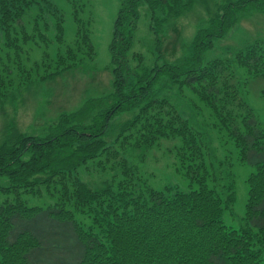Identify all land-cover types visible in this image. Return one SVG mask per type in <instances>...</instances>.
Returning <instances> with one entry per match:
<instances>
[{"label": "trees", "instance_id": "obj_1", "mask_svg": "<svg viewBox=\"0 0 264 264\" xmlns=\"http://www.w3.org/2000/svg\"><path fill=\"white\" fill-rule=\"evenodd\" d=\"M40 1L47 0H0V29L16 57L22 51L19 42L34 38L22 17ZM193 1L119 0L110 45L116 108L102 104L91 123L79 129L74 111L62 113L59 127L43 137L19 131L13 122L4 126L0 264H264V129L241 95L245 79L264 75V39L201 62L202 53L228 32L241 11L264 12V0H229L211 11L188 62L178 67L161 62L158 68L164 71L154 67L153 73L168 77L166 94L165 83V90L152 93L155 78L148 70L141 72L142 66L136 69L142 76L134 77L135 84L126 66L142 3L161 14H153L150 29L162 41L170 18L181 16ZM76 18L78 38H85L79 52L87 56L89 34ZM57 27L63 31L61 22ZM62 54L72 52L67 47L56 56ZM11 59L9 54L0 58V89L6 86ZM68 68L63 65L54 74ZM173 85L178 92L188 89L209 115L196 104L186 114L177 110ZM130 111L120 130L106 136L109 121ZM210 127L223 150L232 147L238 162L251 166L239 225L223 217L225 212L233 215L236 184L229 155L218 157ZM163 138L178 139L169 165L188 178L187 190L177 184L156 189L140 171L138 164ZM82 169L95 171L101 182L89 185Z\"/></svg>", "mask_w": 264, "mask_h": 264}, {"label": "rangeland", "instance_id": "obj_2", "mask_svg": "<svg viewBox=\"0 0 264 264\" xmlns=\"http://www.w3.org/2000/svg\"><path fill=\"white\" fill-rule=\"evenodd\" d=\"M218 1L219 3L216 0H194L185 13L177 18H170L167 22L169 24L164 26L165 36L162 41L157 40L150 29L153 14H161L150 5L142 3L137 8L139 18L128 49L130 58L126 66L130 77L135 80L134 77L142 76L136 71L138 66H142L141 72L148 70L151 78H155L154 82H151L152 93L165 90V83L166 94L168 77L164 72L161 75L158 71L153 73L154 67L164 71V68H158L161 67V62L172 64L170 67H178L189 61V55L193 53L192 46L202 39L199 30L208 26L211 11L229 0ZM118 9L119 0H47L32 4L22 20L25 30L34 34V38L27 43L19 42L22 47L19 57L15 56V48L6 47L3 30L0 29V58L6 60L7 54L12 57L9 67L11 72L8 76L4 75V78H7L6 86L0 89V141L4 136L3 128L9 122H13L19 131L43 137L59 127L62 113L74 111V124H77L76 128L79 129L91 123L92 118L99 114L102 104L108 103L109 107H117L118 98L112 84L115 65L111 60L110 45ZM76 14L83 21L81 25L84 31L89 34L90 41L84 48L89 51L87 56H82L79 52L85 38L84 35L82 39L78 38ZM237 19L223 37L217 38L213 46L202 53V63L224 57L232 48L244 42L264 39V12L254 8L246 9L237 15ZM57 22L63 24L62 32L59 31ZM67 47L72 52L71 56H56L59 50ZM63 65H70L68 71L54 74ZM51 74L54 76L51 77ZM245 80H248L246 91L243 90L241 95L255 109L264 129V75ZM128 82L129 77L124 80L123 90ZM173 88L176 90L174 85ZM176 91L171 97L177 110L186 114L190 112L187 107L196 104L202 108L200 111L204 115H209L207 108L200 104L188 89ZM2 93L5 95L2 96ZM132 112L120 113L110 120L105 135L112 138L120 130L122 122L131 117ZM207 130L214 134L218 157L222 158L224 154H228L232 162L236 199L233 215L225 212L223 217L233 218L236 222L231 224L239 225L237 223L242 222L244 217L245 178L251 171V166L239 163L237 152L232 147L226 150L221 148L214 128ZM177 141L176 138L161 139L158 146L148 151L145 162L138 164L140 171L156 189L172 184H177L183 190L188 188V178L173 165H169L175 161ZM82 177L91 186L98 184L102 179L95 171H86ZM40 201L36 198L35 202Z\"/></svg>", "mask_w": 264, "mask_h": 264}]
</instances>
